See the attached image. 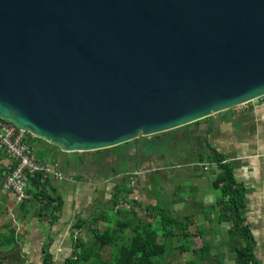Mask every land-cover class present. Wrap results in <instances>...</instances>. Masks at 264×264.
<instances>
[{"label":"water","instance_id":"water-1","mask_svg":"<svg viewBox=\"0 0 264 264\" xmlns=\"http://www.w3.org/2000/svg\"><path fill=\"white\" fill-rule=\"evenodd\" d=\"M264 96V0H0V118L63 152Z\"/></svg>","mask_w":264,"mask_h":264},{"label":"crops","instance_id":"crops-1","mask_svg":"<svg viewBox=\"0 0 264 264\" xmlns=\"http://www.w3.org/2000/svg\"><path fill=\"white\" fill-rule=\"evenodd\" d=\"M232 119L244 120L249 130L241 132V130L237 129L235 133L231 123ZM193 123L187 124V130L190 131V135L196 132L204 133L202 137V140H204L203 147L208 149V151L205 154L198 153L196 155L197 159L187 165L186 171H183L182 174L198 178L201 176V172L207 169V163H210L207 160L206 163L204 160L200 161L199 158L201 156L212 155L215 150L227 154L228 160L234 165L236 179L248 189L245 216L256 238L257 247V237L264 236V96L253 102L216 113L197 124ZM238 131L240 132L237 133ZM238 140L242 144L240 146L241 150L233 148L239 144ZM197 142L199 143V141ZM228 143L231 145L230 149H228ZM33 145L43 147L39 142H34ZM134 149L135 151L137 150L136 153L140 155L143 163L149 161L148 166H144L142 163L143 166L140 168L139 174L134 176V180L142 173L145 175L152 174V178L147 182L148 187L141 184L140 189H135V186H133L134 180L130 182L125 180L124 182L132 187L129 201L132 205H136L135 211L138 216L151 220L153 217L149 208L154 205V194L149 186L154 180V175L158 177L160 184H162V188H159L164 196L161 198L170 199V193H165L168 189L164 187V182L170 180L163 166L165 165L163 163L165 157L158 153L147 152L144 149L139 150L137 146L129 147L127 150L134 151ZM82 153L49 149L48 157L54 168L35 157L42 164L49 167L50 171L45 174L49 177L51 188L56 194L60 195L62 200L57 219L51 224L46 217L34 214L30 195L27 194V198L30 201L21 207L16 202L13 193H3L1 191L4 176L11 169L13 161L5 150L0 147V234L8 232L15 234L17 244L20 245L21 258H27L21 264H42L44 248L51 254V264H64L65 259L72 251L73 239L77 232L82 237H84L83 234L85 232H88L85 228L76 229L77 220L87 219L98 210L110 208L109 199L116 185L123 181L116 179L113 176L115 173L113 175H104L103 173H98L97 169H92V165H89V161L84 159ZM113 155L115 154L113 153ZM116 156L119 157L120 162L125 163L124 153ZM97 159H92V162ZM161 160L162 163L160 164L154 163L161 162ZM135 163H137V158ZM191 166H193V169ZM57 172L61 173L62 176L57 177L55 175ZM118 172L122 173V171ZM177 175H180V171H177ZM163 176L164 182H162ZM212 179L213 177L209 178L210 184L208 185H210V189H200V184L197 187L189 188L193 192L191 196L182 197L181 201L188 206L186 211H182L184 213L182 216L190 217L191 224L189 227H194L193 230L200 231L202 233L201 237H205L203 240H211L212 242L215 239L216 244L214 242V246H217L222 243L219 240L224 238L229 224L227 222L218 223L217 221L216 201L220 192L212 186ZM202 180L199 181L201 182ZM204 182L206 183V181ZM173 185L174 187L171 186L170 191L173 189L174 192L178 189L179 183L174 182ZM147 198L152 200V203L145 204L144 200ZM174 199L175 197L172 200ZM250 218L251 220H249ZM153 220L156 219L153 218ZM9 221L12 222L10 223ZM40 223L42 227H40ZM107 224L106 222H99L98 227L103 229ZM8 227L9 229H7ZM198 237L200 238V236ZM3 248L10 250L9 247Z\"/></svg>","mask_w":264,"mask_h":264},{"label":"trees","instance_id":"trees-1","mask_svg":"<svg viewBox=\"0 0 264 264\" xmlns=\"http://www.w3.org/2000/svg\"><path fill=\"white\" fill-rule=\"evenodd\" d=\"M24 141L31 151L34 142L41 143L48 150L58 149L57 146L27 132ZM204 159L215 164L217 168L212 179V186L220 192L216 201L217 221L229 224L224 242L234 253L233 264H260L255 255L257 241L245 216L247 187L236 179L234 165L228 160L227 154L215 150L212 155L199 158L200 161ZM131 191L130 184H117L109 199V209L98 210L87 219L77 220L76 229L85 228L91 235V241H85L77 232L73 239L72 251L64 264H85L89 261L92 264H178L162 258L167 251V239L177 235L187 241L179 245V250L191 253V257L184 264H225L223 255H220L222 252L218 246H214V241L212 244L211 240H202L199 246H195V237H201L202 233L190 231L189 217L177 219L159 205L149 208L156 220L139 217L135 211L136 205H132L130 201L128 206L124 205ZM25 193L31 196L36 216L46 217L51 224L56 221L62 200L51 188L47 174H34L28 181ZM28 201L30 200L26 198L19 205L25 206ZM99 222L108 224L99 229ZM16 245L17 237L13 232L0 234V250L3 247L11 249ZM107 247L110 248L108 258L102 254L103 249ZM50 261L51 254L44 248L42 264H51ZM0 264H6L2 258Z\"/></svg>","mask_w":264,"mask_h":264},{"label":"rangeland","instance_id":"rangeland-1","mask_svg":"<svg viewBox=\"0 0 264 264\" xmlns=\"http://www.w3.org/2000/svg\"><path fill=\"white\" fill-rule=\"evenodd\" d=\"M258 100V99H256ZM254 101V100H253ZM251 101V102H253ZM235 108V107H234ZM233 109V108H230ZM229 109V110H230ZM204 119L199 120L198 122H202ZM197 122V123H198ZM193 123V124H197ZM231 123L233 124V130H235V133L237 129L241 130V132L246 131L249 128L247 127L246 123L244 120L239 121L237 119H232ZM238 131L237 133H239ZM193 135V136H192ZM190 135V131L187 130V125L178 127L176 129L162 132V133H157L154 135L150 136H144L140 137L139 139L131 140L128 141L127 143H122L110 148H105V149H100V150H95V151H87L83 152V157L87 161H89V164L91 163L92 159L96 158H103L107 157L106 163L110 162V156L113 155H122L123 153L126 152V150L129 147L137 146L139 147V150L144 149L147 152L150 153H158L160 155H164L165 159L163 163L165 165L164 168L166 169L165 171L168 174L169 181L164 182V176L162 178V182H164V187L167 188L168 192L165 191V193H170L169 198L174 200H170L167 198H161L163 197V192H160V188H162V184H160L159 179L156 175H154V180L152 184H150L151 192L154 194L153 198V203L154 205H159L165 209H167L168 212H170L174 217L177 219L182 220L184 216V213L182 211H186L188 209V206L186 203L182 202L181 200L185 198L186 196H191V193L193 190H189L190 187H197L199 186L200 189H210V181L209 178L214 177L213 173L215 174L217 172V168L215 164L213 163H207V169H204L201 173V176L198 178L195 177H189L187 174H182L183 171H186L187 165H189L191 162H194L197 158L196 155L198 153H207L208 149L203 147L204 140H202V137L204 136V133L202 132H196L195 134ZM241 135V133H240ZM199 141V143L197 142ZM198 144H197V143ZM239 144L237 146H234V149H240V146L242 145L241 142L238 140ZM230 143H228L229 145ZM230 146L228 149H230ZM241 150V149H240ZM75 153V152H74ZM32 154L37 158V159H42L46 165L48 164L51 168H54V165L51 164V161L49 160V150L46 147H41V146H33L32 148ZM159 160V158H158ZM206 163V159H204ZM149 161H146L144 166H148ZM155 164L162 163L161 162H154ZM123 163L121 162L119 165V170L124 171L125 166L122 165ZM193 169V166H191ZM203 168V167H202ZM177 171H180V175H177ZM152 178V174L145 175L144 173L140 174L134 181H133V186H135V189L139 188L141 184H143L145 187H148V181L149 179ZM200 178V179H199ZM203 179L201 182L199 180ZM206 181V183L204 182ZM174 182L179 183V187L176 191L173 192V189L170 191V187H174ZM170 191V192H169ZM218 192V191H217ZM183 197V198H182ZM127 202H125L126 206L129 205V195H127ZM178 201V202H176ZM152 203V200L147 198L144 200V203ZM124 204V205H125ZM153 207V206H152ZM126 216H121V218H125ZM144 217V216H143ZM250 217V216H249ZM13 218V217H12ZM190 218V217H189ZM153 219V218H152ZM251 220V218L249 219ZM10 223L12 221H9ZM154 225L156 226V221L153 222ZM1 224V223H0ZM40 227H42V224H39ZM13 226V225H12ZM17 228V227H15ZM194 227L190 228V230H193ZM9 229V227L7 228ZM1 231V229H0ZM192 232H195L193 230ZM83 238L85 241L90 242L91 241V235L89 232H85L83 234ZM205 237H195L194 239V244L195 246H199L200 242L204 239ZM214 239V237H212ZM220 238V237H218ZM222 241L221 244L217 245L224 257V262L225 264H233V256L234 253L230 251V249L227 247V244L224 242V238H220ZM258 239V246L256 247L255 250V255L257 259L260 261V264H264V236L262 237H257ZM215 242V239L213 240ZM187 242L182 236H174L171 237L170 239H167L166 246H167V251L162 258H164L167 261L173 262V263H178V264H184L187 259L191 257L190 252H181L179 250V245L182 243ZM216 244V242H215ZM18 251V253H17ZM21 249L20 245L17 244L16 247L11 248L10 250H6L3 248V250L0 251V258H2L6 264H20L23 262V260L27 258H21ZM110 253V248H105L102 251V254L104 257L108 258ZM85 264H92L90 261Z\"/></svg>","mask_w":264,"mask_h":264},{"label":"built area","instance_id":"built-area-1","mask_svg":"<svg viewBox=\"0 0 264 264\" xmlns=\"http://www.w3.org/2000/svg\"><path fill=\"white\" fill-rule=\"evenodd\" d=\"M25 132L0 118V147L12 159L13 165L6 173L1 186L3 193H13L16 202L27 198L25 190L29 179L38 172L48 173V166L38 161L24 141ZM61 177V173H55Z\"/></svg>","mask_w":264,"mask_h":264},{"label":"flooded vegetation","instance_id":"flooded-vegetation-1","mask_svg":"<svg viewBox=\"0 0 264 264\" xmlns=\"http://www.w3.org/2000/svg\"><path fill=\"white\" fill-rule=\"evenodd\" d=\"M137 150L131 151V150H126L124 153V162L122 165L125 166V170L122 171V173H119V157L116 155H111L110 156V162L106 163L107 157L103 158H98L95 161H91L92 169H97L98 173H103L104 175H109V174H114L113 176L121 181L129 180L133 181L134 176L136 174H139L140 168L143 166L142 163L143 161L140 159V155L136 153ZM137 158V163H135V159ZM133 160V161H132ZM89 171V170H88Z\"/></svg>","mask_w":264,"mask_h":264}]
</instances>
